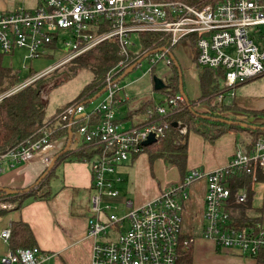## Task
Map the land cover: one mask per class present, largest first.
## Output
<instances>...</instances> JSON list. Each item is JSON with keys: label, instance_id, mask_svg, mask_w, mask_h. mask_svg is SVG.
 Segmentation results:
<instances>
[{"label": "built area", "instance_id": "obj_1", "mask_svg": "<svg viewBox=\"0 0 264 264\" xmlns=\"http://www.w3.org/2000/svg\"><path fill=\"white\" fill-rule=\"evenodd\" d=\"M133 35L139 39L138 49ZM141 35H156L158 49H163L146 58L152 64L151 74L159 63L170 68L173 51L181 45L193 53L201 68L221 70L224 91L211 105L223 101L225 93L232 98L236 85L264 75V0H32L0 11V53L24 50V59H36L48 50L60 54L53 67L7 94L70 62L77 67L78 58L103 43L117 48L120 60L106 75L100 101L69 106L57 122L67 129L77 126L69 151L97 149L86 162L91 177L86 209L87 236L93 241L91 264H180L183 253L196 240L194 234L184 231L183 220L189 189L200 181L205 183V195L199 238L244 257L264 256V226L252 223L238 228L230 217L229 208L242 205L246 191L240 190L230 202L228 182L234 175L245 173L251 177L252 186L256 183L257 172L264 173V137L249 151L238 146L224 168L190 170L180 183L164 189L153 201L135 206L124 199V214L115 212L117 207L111 201L120 198L119 185L123 182L119 168L143 153L149 135L157 144L169 129L168 122L125 126L117 117L118 107L128 99L120 84L122 76L146 53ZM182 103L183 97L175 95L165 98L155 111L159 117H167ZM49 124L38 141H28L0 157V175L34 160L47 170L54 158L52 152L60 150L57 141H50L54 129H49ZM176 129L186 134L180 124ZM39 186L41 183L36 188ZM10 237V227L1 231L0 239L7 245ZM47 258L36 247L9 248L0 264H41Z\"/></svg>", "mask_w": 264, "mask_h": 264}, {"label": "crops", "instance_id": "obj_2", "mask_svg": "<svg viewBox=\"0 0 264 264\" xmlns=\"http://www.w3.org/2000/svg\"><path fill=\"white\" fill-rule=\"evenodd\" d=\"M9 7V0H0V11L7 10ZM0 54L2 55L0 57L2 67L11 69L10 63L7 60L5 61V56L7 55ZM173 57L179 65L182 77H186V79L188 77L190 88H187V90V85L183 79L185 94L187 95L188 91L192 92L187 97L191 101L196 100L200 95V91L198 70L193 61V53L185 45H181L174 50ZM188 62L192 63L191 68ZM232 93V98H229L228 93H225V98L219 104L238 107L245 111L264 110V75L255 80L236 85ZM162 97L163 99L159 103L163 102L166 98L165 95ZM131 99L128 98L117 109L118 120L125 126H135L141 122V115L137 111L146 101L156 104L149 97V99L132 109L130 107ZM123 109L126 110L124 114ZM57 125L60 124L53 121V126ZM241 135L229 133L223 135L214 143H208L203 140L198 158L192 157L187 137V171L198 167L207 172L224 168L236 148L240 144H243L242 141H247V135L245 134V137H240ZM61 144V141H57V147H61ZM60 151H53V157ZM147 160V155L141 154L133 162L131 161L119 168L120 175L124 181L119 185L120 198L111 201L112 205L117 207L116 213L118 208L123 210L121 203L124 199L129 200L133 196L135 200L132 199L131 202L135 206L144 205L158 198L164 189L168 188L171 183V185H174L179 180L177 171L173 169L172 171L177 176H173L170 180L162 182V185L159 182H154L152 179H150L151 181L148 184L145 181L137 183L136 174L147 170ZM132 165H136V168L132 171L134 183L130 181V166ZM46 171L45 166L40 161L34 160L27 164L8 168L0 175V189L12 191L28 190L39 182L41 183V187H39L40 189L37 188L38 192H42V194L48 196L44 200H30L29 198L20 209L0 212V233L3 229L10 227L11 223L22 221L29 226L36 248L48 256L47 260L41 264H91L93 241L87 236L86 221V209L89 204L88 193L91 184L89 166L86 163L72 162L66 159L63 162L55 163L47 176L43 177ZM135 183L138 187L133 186ZM257 185H261L264 188V184ZM203 186L204 183L201 184L202 190ZM252 187H256V183ZM204 195L205 193L202 192L199 201L196 200L197 197L194 195L185 204L184 231L187 234L192 233L196 236V240L191 247V264H264V262H258L259 257L256 259L242 257L235 250L220 249L213 241L199 238V223H196V218L201 214L199 209H202V197L204 198ZM8 199L12 201V198ZM193 226L197 228L196 231L192 230ZM8 249L9 245L0 239V258Z\"/></svg>", "mask_w": 264, "mask_h": 264}, {"label": "trees", "instance_id": "obj_3", "mask_svg": "<svg viewBox=\"0 0 264 264\" xmlns=\"http://www.w3.org/2000/svg\"><path fill=\"white\" fill-rule=\"evenodd\" d=\"M157 39L156 35H141L142 50L146 53L156 51L158 45H160ZM119 60L120 57L116 46L107 42L78 58L77 64L80 65H77V68L91 71L93 77L84 86L77 99L65 107L87 105L96 94L105 88L106 75ZM193 61L196 64L195 57ZM77 68L71 70L70 75ZM170 68L172 74L168 79V83L165 84L164 90L158 92L163 93L166 98L179 95L180 79L186 101L183 100L180 108L167 117H159L155 111L156 104L151 101H146L137 111L140 113L142 120L135 127L145 126L150 123H169V129L164 137L157 144L146 147L143 150L142 154L147 155L150 163L159 160L165 167L175 169L179 175L178 181L181 182L189 172L186 166L188 157L187 137L190 132L200 136L208 143H214L217 139L229 133L246 134L247 141H242L243 144L240 145L248 151L253 148L260 137L264 136V110L245 111L238 107L211 105V100L224 91L223 72L221 70L201 68L196 64L200 95L196 100L191 101L184 92L182 73L180 71L181 77H179L178 69L180 68L174 57ZM23 81L11 69L4 68L0 64V157L9 151L19 148L21 145H25L28 141H38L46 129L47 121L50 120V124L48 122L49 129H54L50 135V141H61L62 143L60 147V150H62H59L60 152L54 156L56 157L55 163L63 162L66 159L79 163L88 162L97 153V149L82 147L75 152L68 150L67 153H63L67 142V127L62 128V125L53 126V120L60 115L65 107L57 110L52 117L46 118L45 103L41 97V90L34 83L14 93L7 94ZM160 104H163V102ZM237 114L245 115V117L242 116V119L236 118ZM233 116L234 118H232ZM52 118L53 120H51ZM224 121H231L232 124L229 125ZM173 123H182L186 127V134H180L176 128L172 127ZM234 123H243L247 127L242 128L239 124ZM250 126L255 128L252 129ZM76 128L77 126H72L71 131L74 132ZM48 172L50 171H46V173ZM228 182L231 191L230 202L234 200L235 195L240 190L244 189L246 191L245 202L242 205H232L229 208L230 217L234 224L238 228H245L246 225L252 223H259L264 226V197L261 206L253 209L254 189L251 185V177L245 173H240L231 177ZM38 184L39 182L28 190L16 191L14 195H8L0 189V199L12 198V201H17V209H20L29 198L30 200L47 199L48 196L46 194L41 196L34 194ZM257 184H264V173L261 171H258L256 175ZM10 228L9 248L11 250L16 251L18 249L36 247L34 237L27 224L22 221L13 222ZM263 257L261 255L258 258V262H264ZM180 264H191V249L183 253Z\"/></svg>", "mask_w": 264, "mask_h": 264}, {"label": "rangeland", "instance_id": "obj_4", "mask_svg": "<svg viewBox=\"0 0 264 264\" xmlns=\"http://www.w3.org/2000/svg\"><path fill=\"white\" fill-rule=\"evenodd\" d=\"M29 2H32V0H9V4H10L9 9L17 4H23V3L28 4ZM132 40L135 49H138L139 48L138 37L136 35H133ZM25 55L26 53L24 50H15L10 54H8L7 56H5L6 58L5 61L7 60L10 63L13 73H16L18 78L24 81L30 80L36 74L45 73L48 69L53 67V65L57 62V60L60 57V54H58V52L54 50L44 51L36 59H31V58L24 59ZM71 63L72 62L68 63L63 68L56 69L43 77L33 79L31 83V84L34 83V85L37 86L39 90H41V97L45 103L47 118L53 116L57 112V110L64 108L66 105L72 104L77 99L78 95L80 94L84 86L87 85L93 77V73L91 71H88L84 68L78 69L77 67L71 65ZM189 64L191 68L192 63ZM76 68L77 70L70 75V71ZM151 68H152V64L149 63L148 59H145L137 66L136 70H133L132 72L124 76L120 81L121 86H124V91L127 97L129 99L131 98L133 99V100L131 99L130 101V107L132 109L136 108L141 102L149 99V97H151L156 104H158L159 101L163 99L162 97L163 93H159L157 91L154 92L152 90L153 87L152 77L156 76L157 78L161 79L164 82V84H167L168 79L171 76V69L164 66L162 63H159L155 67H153V74H151L149 72ZM183 79L185 84L187 85L186 86V90H187V88H190L188 77L187 79L186 77ZM190 93L192 92L188 91L187 96H189ZM217 96L218 95H216L211 100L212 104ZM99 101L100 98L96 99L94 102L88 105H92V104L95 105ZM214 105L216 106L220 104L218 102L215 103ZM65 109H63V111ZM123 111H124L123 114L126 113V110L123 109ZM242 116L245 117V115L237 114L236 118L242 119L243 118ZM51 120H53V118ZM53 121L57 123L59 121V118L55 117ZM48 122H50V120H48L47 123ZM180 126L186 128L182 123L180 124ZM245 136H246L245 134H242L240 137H245ZM263 137L264 136L260 137L259 139H262ZM202 142L203 139L200 136L192 132L189 133L188 147L190 143V151L193 158L199 157ZM147 164H148V168L146 171H140L139 173L136 174L137 183L145 181L146 184H148L151 181L150 179H152L154 182L156 183L159 182L160 185H162L163 184L162 182L170 180L173 176H177V174L172 171L173 169H169L168 167H165V165L159 160H155L153 163H150L149 160H147ZM136 165L138 166V164ZM136 165L130 166L131 167L130 181L132 183H134V177L132 175V171L136 168ZM193 170L203 171L201 167L194 168ZM178 183L180 182L177 181V183H175L174 185ZM202 183H204V181L196 182L189 189V197H190L189 199H191V197H193L194 195L197 197L196 200L199 201V199H201L202 192L205 193V183L203 186V190L201 188ZM171 184L168 186V188L173 186ZM133 186L138 187L136 183ZM254 188H253L254 196L252 199V207L257 209L262 204V195L264 193V188L261 187V185H256V187ZM34 194L36 196H41L42 192L41 193L38 192V189L36 188L34 190ZM132 199L135 200L133 196H131L129 200L132 201ZM14 209H17V201L16 202L10 201L9 199L6 198L0 199L1 212L3 211L8 212ZM202 209H203V201H202ZM202 209L200 208L199 212H202L201 211ZM117 214L121 216L124 214V211L121 210V208H118ZM200 220H201L200 215H198V217L196 218V223H199Z\"/></svg>", "mask_w": 264, "mask_h": 264}, {"label": "water", "instance_id": "obj_5", "mask_svg": "<svg viewBox=\"0 0 264 264\" xmlns=\"http://www.w3.org/2000/svg\"><path fill=\"white\" fill-rule=\"evenodd\" d=\"M163 51V49H157L156 51H153V52H148V53H145L141 58H139L135 63H133L128 69H127V71L125 72V74L122 76V78L124 77V76H126L127 74H129L130 72H132L133 71V69L138 65V64H140L143 60H145L147 57H149L150 55H152V54H155V53H158V52H162ZM173 57L171 56V59H172ZM176 65V64H175ZM178 72H179V77H181V74H180V70L178 69ZM152 84H153V90L154 91H162V90H164L165 89V87H166V85L164 84V82L161 80V79H159V78H157L156 76H153L152 77ZM104 89L100 92V93H98V94H96L89 102H88V104H90V103H92V102H94L96 99H98L103 93H104ZM179 94L183 97V100H185L186 101V96L184 95V93H183V91H182V81L179 79ZM224 122H226L227 124H232V122L231 121H224ZM234 124H239L242 128H245V127H247V125L246 124H243V123H234ZM172 127L173 128H177L178 127V123H173L172 124ZM252 129H254L255 127H253V126H250ZM71 142H72V131H71V128L70 127H68V129H67V142H66V146H65V148L63 149V153H67L68 152V150H69V148H70V145H71ZM155 143V139H154V137H153V135H149V137H148V139L143 143V146H145V147H149V146H151V145H153ZM55 161H56V157H54L53 159H52V162H51V164L49 165V167L47 168V171H50L53 167H54V165H55ZM48 173H45L44 175H43V177H45V175H47ZM1 190H3V192L4 193H6V194H8V195H14V194H16V191H12V190H8V189H1Z\"/></svg>", "mask_w": 264, "mask_h": 264}]
</instances>
